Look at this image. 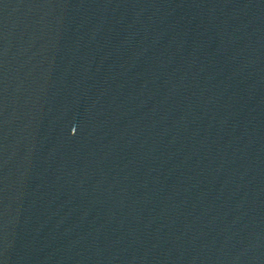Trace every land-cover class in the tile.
Listing matches in <instances>:
<instances>
[{"label":"water","instance_id":"95a60500","mask_svg":"<svg viewBox=\"0 0 264 264\" xmlns=\"http://www.w3.org/2000/svg\"><path fill=\"white\" fill-rule=\"evenodd\" d=\"M0 264H264V0H0Z\"/></svg>","mask_w":264,"mask_h":264}]
</instances>
